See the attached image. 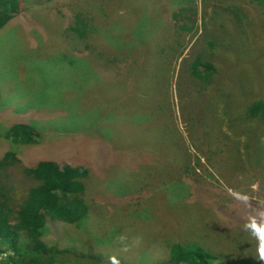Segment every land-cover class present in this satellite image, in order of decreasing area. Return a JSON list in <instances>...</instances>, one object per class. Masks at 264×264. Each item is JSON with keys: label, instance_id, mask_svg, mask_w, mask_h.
<instances>
[{"label": "rangeland", "instance_id": "374dc122", "mask_svg": "<svg viewBox=\"0 0 264 264\" xmlns=\"http://www.w3.org/2000/svg\"><path fill=\"white\" fill-rule=\"evenodd\" d=\"M16 1L18 12L0 30L1 190L18 205L39 186L23 169L91 162L83 180L91 212L78 227L48 222L49 243L94 254L97 264H152L165 242L185 238L212 249L215 264H264V118L242 105L244 98L264 103V15L255 1ZM77 16L86 32L101 30L81 39L71 30ZM186 17L185 30L151 42ZM209 39L215 74L204 84L189 65L199 53L209 56ZM154 109L167 127L172 118L181 140L158 138ZM18 123L35 131V145L6 137ZM140 190V201H131ZM210 192L216 199L206 202ZM209 205L247 249L217 245L222 236L209 226L220 220ZM180 211L186 223L177 220Z\"/></svg>", "mask_w": 264, "mask_h": 264}, {"label": "trees", "instance_id": "16d2710c", "mask_svg": "<svg viewBox=\"0 0 264 264\" xmlns=\"http://www.w3.org/2000/svg\"><path fill=\"white\" fill-rule=\"evenodd\" d=\"M171 1V0H167ZM192 1V0H190ZM210 1V0H209ZM221 2L222 0H213ZM255 7H259L264 15V0H254ZM116 5V4H115ZM137 3L134 4L137 7ZM18 3L16 0H0V30L10 21L18 12ZM133 9H135L133 7ZM188 9V8H187ZM255 9V8H254ZM137 10V9H136ZM180 12H187V10H180ZM135 16V15H134ZM133 16V17H134ZM158 16V15H157ZM78 17V16H77ZM114 17L110 16L109 20L112 21ZM136 17V16H135ZM75 26L71 30L75 35L85 39L87 33L91 31H99L101 29H88L84 25L81 19L75 18ZM185 22H181V18L178 21H174L175 24L166 26L153 41L155 44H165L172 37L175 30H185L186 25L190 23L189 17L184 18ZM96 21L95 18L91 19V22ZM99 21V20H98ZM135 24V23H134ZM133 24V26H134ZM156 41V42H155ZM209 56H203L199 53L196 58L190 63L191 76L201 81L204 84H208L215 74V67L211 62L212 56H214V41L209 39L206 43ZM163 48H160L157 52L153 53L151 63H154L164 53ZM157 53V57H155ZM115 61V65L123 66L122 59L119 55L112 58ZM111 59V60H112ZM156 94V92H154ZM157 95V94H156ZM242 105L244 111L250 115V117L264 118V103L257 101H250L248 99L243 100ZM155 110V109H154ZM153 114V112H151ZM154 120L160 123L161 130L158 134V138H163L172 143V140H181L180 131L177 128L171 129L173 125L170 119L160 115L155 110ZM161 126H164L163 130ZM156 129V132H158ZM169 129V135L165 133ZM6 137L14 144L23 145H35L36 139L34 137L35 131L25 123H18L12 125L6 131ZM170 137L168 139V137ZM220 144V143H219ZM173 148L171 147V150ZM177 154V153H176ZM5 157L9 158V153L5 154ZM178 157V156H177ZM73 159L64 160L62 163L57 164L54 162L41 161L34 167L23 169L24 173L34 179L39 186L33 187L29 190L26 199L18 205H15L10 201L7 194L1 190L0 187V264H53L60 260H65L67 257L80 261L81 264H97L98 256L94 254H82L73 250L58 249L57 245L49 243L45 236L47 229V223H55L64 226L78 227L87 215L91 212V208L88 204L85 196V184L83 180L89 174V166L91 162H75ZM173 166L172 170H174ZM0 170L5 171V166L0 163ZM1 175V174H0ZM141 192L138 191V194ZM204 197L212 198L213 194L206 193ZM217 198L220 195L216 194ZM140 194L138 198L130 197L131 201H140ZM212 199H216L213 197ZM241 203L245 204L244 201ZM214 207V205H209ZM209 215L216 217L219 221V225H211V232L214 234L219 233L222 237L218 241L217 245L222 244L225 249H237L242 251L247 249L248 240L245 245L246 238L242 237L241 233L239 242H233L231 237V230L229 225L224 224L222 216V210L214 207L213 212H209ZM177 220L179 223H186V216L180 211ZM227 215V212H225ZM240 220H247L242 214ZM120 220L118 219V222ZM124 225V222L118 223ZM128 226H133L131 221L126 222ZM194 229L198 227L203 230L202 227L197 226L192 221L189 223ZM124 225V226H127ZM228 225V228H227ZM110 226L104 225V229H108ZM204 231V230H203ZM247 231L246 228L240 232ZM136 233V232H135ZM166 252L162 256L154 255L152 258V264H215L220 261V257L213 254L212 249L206 248L203 244L196 241H186L185 238H172L169 242H165ZM210 247V246H209ZM7 256L4 258V255ZM2 257L4 259H2ZM149 259V260H150ZM244 262L248 260L244 259ZM134 262V261H133ZM132 264V263H131Z\"/></svg>", "mask_w": 264, "mask_h": 264}]
</instances>
